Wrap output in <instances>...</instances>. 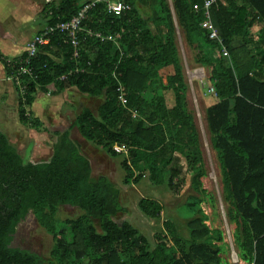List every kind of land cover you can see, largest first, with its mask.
<instances>
[{
  "label": "trees",
  "instance_id": "16d2710c",
  "mask_svg": "<svg viewBox=\"0 0 264 264\" xmlns=\"http://www.w3.org/2000/svg\"><path fill=\"white\" fill-rule=\"evenodd\" d=\"M125 1L132 9L121 16L109 13L101 2L84 21L95 33H120L116 42L81 31L75 56L65 32L56 30L36 55L25 50L8 58L0 53L18 93L20 120L42 128L30 110L37 91L57 95L75 87L101 103L96 112L85 106L74 125L87 141L120 158L125 183L138 182L144 166L155 183H167L175 190L187 173L206 194L199 132L188 107L189 84L169 2ZM85 2L46 3L41 12L46 28L70 20ZM172 2L187 42H196L201 50L197 61L212 67L209 79L218 100L207 108V120L221 165L224 198L230 204L228 218L236 224L240 258L264 264V35L249 31L258 15L264 21V0H219L212 6V20L229 55L202 25L205 13L194 4L202 5L203 0ZM141 5L157 8L152 20L141 15ZM119 81L126 104L121 101ZM56 134L52 157L33 162L0 128V264H224L223 247L210 240L211 235L222 240V232L204 222L201 208L197 214L200 198L182 206L181 213L189 219V239L168 221L149 238L131 222L116 221L127 212L119 187L107 175L92 177L91 162L69 130ZM119 145L125 150L117 151ZM135 170H140L137 176ZM65 204L81 213L59 219ZM139 207L151 218H158L164 209L149 197H142ZM29 212L53 238L48 256L12 246L16 228Z\"/></svg>",
  "mask_w": 264,
  "mask_h": 264
},
{
  "label": "rangeland",
  "instance_id": "374dc122",
  "mask_svg": "<svg viewBox=\"0 0 264 264\" xmlns=\"http://www.w3.org/2000/svg\"><path fill=\"white\" fill-rule=\"evenodd\" d=\"M41 2L42 0H33V16H36L38 11L41 13ZM43 19V15H38V18H36L37 23ZM35 35L34 33L32 37ZM184 46L185 49L183 48ZM178 48L183 56L185 75L189 84L188 107L194 114L199 132V150L202 156V165L206 172L201 177V181L202 188H206V194L200 192L201 186L187 173L184 181L180 184V188L175 190L170 188L167 183H155L150 179L149 173L146 172L149 168L144 166L142 168L143 170L146 169L144 171L145 174L138 182L132 179L130 182L125 183L126 171L120 165V158L110 156L102 146L87 141L83 138L78 127L74 125L76 114L83 109V106L89 105L96 112L101 103L99 98L89 97L86 94L66 95L65 100L62 102L68 103V106L61 101L56 105L55 100V104L52 103V108L61 107L59 113L51 111L47 107L44 113V124L46 127L42 125L40 129L25 127L20 120L16 105V120H18V123L21 122V124L19 123V130L16 128L11 129L12 137H10L9 141L11 140V143L15 144L18 152L25 159L38 162L48 160L53 155L54 142L57 139L56 132L62 129H69L71 138L79 145L81 152L91 162L92 177L96 178L102 174L107 175L119 187L120 199L127 212L115 218L118 223L127 220L137 226L144 235L151 238L168 221L179 229L184 238L189 239L190 235L187 227L189 219L181 213L182 206L197 197L201 199L199 205L196 206L197 214L200 215L198 209L201 208L205 215L204 222L211 229L222 232V240H219L216 235H211L210 240L223 247L220 253L223 263L250 264L242 260L239 255L240 250L234 236L236 224L228 218L230 204L224 198L221 165L217 151L211 142L207 108L218 100L217 95L211 91L213 85L209 78L212 67L203 66L197 61L198 56L201 54V50L197 46L189 47L179 41ZM166 74V71H164L163 75ZM47 106H50V104L48 103ZM59 120L62 121L61 124ZM181 161L182 163L185 161L184 156H182ZM139 173L140 170H135L134 172L135 176ZM175 181L179 182L177 178ZM142 197L153 198L163 204L164 209L158 218H151L142 212L139 207V201ZM80 213L81 210L78 207L65 204L60 207L57 217L62 220L67 217L77 216ZM53 243L51 234L38 223L32 212H29L19 222L12 239V246L36 252L43 256L50 254Z\"/></svg>",
  "mask_w": 264,
  "mask_h": 264
},
{
  "label": "crops",
  "instance_id": "0c3cea01",
  "mask_svg": "<svg viewBox=\"0 0 264 264\" xmlns=\"http://www.w3.org/2000/svg\"><path fill=\"white\" fill-rule=\"evenodd\" d=\"M43 1H45L44 4ZM51 1L53 0H42V2L40 3L41 12L44 9L45 4ZM168 2L172 10L178 42L179 41L180 43L183 42L185 45H188L189 47H196L197 46L196 42L192 44H189L187 42L186 38L184 37V33L179 26L173 8V2L172 0H168ZM222 2L225 3V0H222ZM32 3L33 0H0V53L8 58L16 57L22 54L26 50V45L29 42V40L33 38L32 36L34 35V33L36 34V32L38 33L42 29L46 28L45 18L38 23L36 20V18H38V15H43L42 13H39L38 11L36 13L37 15L33 16L34 14L32 13L33 11ZM139 11L144 18L152 20L155 11H157V8H155L154 10V8H152L151 6L141 5L139 6ZM151 27L153 30H155V25L153 24L152 21H151ZM249 31L255 34L261 31L262 35H264V21L259 15L255 20L254 25L250 27ZM2 46L4 49L2 48ZM183 48L185 49V46ZM181 58L183 61L182 55ZM164 77H165L164 80L166 82V75H164ZM76 93L85 95V93L78 91L75 87L68 88L57 95H51L39 89L35 94V100L33 101L30 107L31 113L34 117H38L42 122V124L44 125V127H46V125L44 124L45 121L44 113L45 110H47V107L51 111H55L56 113L57 112L59 113L61 107L58 106L56 108L55 106H53L55 108H52V103L55 104V100H56V105H57L58 102L60 101L62 102L65 100L66 95L71 94L72 96H74ZM88 96L91 97L90 95ZM48 103L50 104V106H47ZM62 103L68 106V103L67 104H65L64 102ZM16 105L18 109V93L16 91L13 80L11 79V77L7 75L6 68L2 60L0 59V128L7 135L8 139L12 137V133L10 132L11 129L16 128L19 130L18 128L19 123L21 124V122L18 123L17 122L18 120H16V108H15ZM85 106H89V105H85ZM85 106H83L82 108H84ZM78 114H76V116ZM59 123L61 124L62 121L59 120ZM26 126L27 125H25V127ZM66 130L69 129H62L60 130V132H64ZM56 140L57 139H55V142ZM13 145L15 146V144ZM41 161H47V160H41Z\"/></svg>",
  "mask_w": 264,
  "mask_h": 264
},
{
  "label": "built area",
  "instance_id": "2783aa9c",
  "mask_svg": "<svg viewBox=\"0 0 264 264\" xmlns=\"http://www.w3.org/2000/svg\"><path fill=\"white\" fill-rule=\"evenodd\" d=\"M104 3L106 5V9L109 13L121 16L128 11L132 9V5L125 0H86L83 7L70 19L67 21H60L57 22L55 25L48 26L45 28V31L41 33H36V35L28 42L26 51L29 53V56L36 55L38 52V48L41 45H47L50 43V34L53 31H60L65 32L66 39L68 42L72 44V46L75 48V56L79 55V48H80V42H81V36L80 32H86L88 35H96L100 37L102 40H112L116 42L120 37V33H114L105 35L102 33H95L91 29L87 28L84 24V21L88 17V13L90 10L96 6L98 3ZM219 0H203L202 5L200 4H194V8L196 10H202L205 13V20L203 21L202 25L208 30L209 32V38L215 39L218 41V43L222 46V49L224 51L225 55H229L227 49L225 48L223 44V39L218 35V32L215 28L214 22L211 17V8L213 5L217 4ZM86 38V35H84L83 39ZM23 72H29L27 67H23L21 69ZM12 79V77H11ZM15 81L17 84H20V79L18 76L15 78ZM118 90L121 93V101L123 104L127 103V98L124 91V86L119 81V87ZM211 91L215 92L214 87H211ZM117 151H123L125 150V146H116Z\"/></svg>",
  "mask_w": 264,
  "mask_h": 264
}]
</instances>
